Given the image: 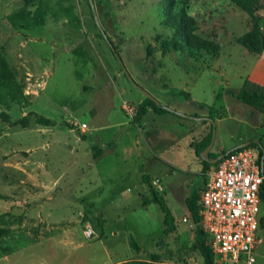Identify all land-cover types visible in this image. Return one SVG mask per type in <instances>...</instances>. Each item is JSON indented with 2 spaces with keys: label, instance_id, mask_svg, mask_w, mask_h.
<instances>
[{
  "label": "rangeland",
  "instance_id": "1",
  "mask_svg": "<svg viewBox=\"0 0 264 264\" xmlns=\"http://www.w3.org/2000/svg\"><path fill=\"white\" fill-rule=\"evenodd\" d=\"M175 1V14L186 3L193 20L192 43L219 46L217 55L186 44L163 52L175 35L165 0H0V46L26 96L0 108V229L9 230L0 264H144L152 255L160 257L154 264H202L194 232L175 223L164 234L153 191L182 219L185 199L204 184L208 147L196 151L213 135V155L243 137L262 142L264 104L244 105L235 92L247 71L250 51L239 40L252 31L250 16L231 0ZM257 8L264 32V0ZM122 65L161 103L196 119L154 116ZM101 149L104 174L90 186L87 163ZM259 218L264 240V201ZM255 253L264 264V244Z\"/></svg>",
  "mask_w": 264,
  "mask_h": 264
},
{
  "label": "built area",
  "instance_id": "2",
  "mask_svg": "<svg viewBox=\"0 0 264 264\" xmlns=\"http://www.w3.org/2000/svg\"><path fill=\"white\" fill-rule=\"evenodd\" d=\"M128 112L133 108L124 105ZM88 126L79 125L83 132ZM264 124L262 142L236 149L212 164L201 190L199 213L215 264H256L264 186ZM160 183V180H156Z\"/></svg>",
  "mask_w": 264,
  "mask_h": 264
},
{
  "label": "trees",
  "instance_id": "3",
  "mask_svg": "<svg viewBox=\"0 0 264 264\" xmlns=\"http://www.w3.org/2000/svg\"><path fill=\"white\" fill-rule=\"evenodd\" d=\"M35 1V0H32ZM31 0H25L26 4H30ZM241 11L248 14L252 22V31L240 38L239 42L242 46L249 49L250 52L254 54H261L264 51V32L262 31L259 23V18L257 16V5L260 0H231ZM175 0H165V11L169 17L168 26L175 29V35L172 40H164L162 42L163 52H168L169 50H183L186 45H190L192 49L202 50L205 49L207 53L212 55H217L220 51L219 46L210 44L209 42L201 41L200 44H193V39H199L193 34V31L190 29L191 23L193 22L191 16L187 12L186 3L177 10ZM152 48L148 46V55L150 54ZM179 94L186 97L187 100H190V94L185 91H178ZM237 99L244 104L253 106L255 108H260L264 104V89L262 88H249L244 87L240 89L237 93ZM26 100L24 93V88L22 84L17 79L14 69L11 67L9 62L6 60L2 53V48L0 46V108H9L14 104L22 103ZM147 103L151 106H154V109L157 112L162 113H172L169 112L164 104L157 105L151 99L147 98ZM146 110L142 107L141 110L137 111L139 116L145 115ZM26 119V118H25ZM24 121H27L24 120ZM26 127L27 122H23ZM38 123L42 126H53L54 122L47 118L38 119ZM211 139L205 141L202 145L201 151H197L199 156L210 144ZM243 149V148H240ZM225 153V152H223ZM213 155V154H209ZM217 156V154L213 155ZM205 170H208L212 164H209L206 159L204 160ZM154 203L159 205L161 211L164 214V225L165 230L164 234L168 235L169 233L175 230L174 218L173 215L166 203V201L159 196V194L154 190L153 191ZM262 199L264 201V186L262 188ZM199 201L200 195L198 192L193 193L186 200L187 208L190 212L193 223L195 224L194 229V240L192 243L191 250L194 253H197L199 258L202 259V264H215V257L209 246L207 245L206 235L201 227V217L199 213ZM9 235L8 229H0V238L6 237ZM131 246L134 250L140 252L138 244L132 239ZM160 259L157 255H152L150 262H145L144 264H154Z\"/></svg>",
  "mask_w": 264,
  "mask_h": 264
},
{
  "label": "crops",
  "instance_id": "4",
  "mask_svg": "<svg viewBox=\"0 0 264 264\" xmlns=\"http://www.w3.org/2000/svg\"><path fill=\"white\" fill-rule=\"evenodd\" d=\"M244 59L246 60V62H247V71H246V73H245V75H243V76H240V80H241V83H242V85H241V87H239L235 92H237L238 93V91L240 90V89H242V88H244V87H249V88H262V89H264V51L261 53V54H254V53H250V52H248L247 50H246V54L244 55ZM181 91V90H180ZM237 93H236V97H237ZM241 102V101H240ZM242 103V102H241ZM164 104V103H163ZM242 104H244V103H242ZM165 105V104H164ZM244 105H246V104H244ZM166 106V105H165ZM251 114H252V112H250ZM164 114H172V113H162V112H157L155 109H154V116H156V117H159V116H161V115H164ZM174 115V117L176 116L178 119H180V117H178L177 115H175V114H173ZM263 124H264V122H263ZM87 130H88V128H87ZM246 140V138H241L240 139V143H237L236 145H234V146H232V147H229V149H226L225 147H220V149H221V151H218V153L217 154H223V152H227L228 150H231V149H234V148H236V147H238V146H240V145H242V144H244V143H246V142H249V141H245ZM249 140V139H248ZM250 141H253V140H250ZM253 143H257L256 141H253ZM65 146V145H64ZM130 146V145H129ZM132 148V147H131ZM137 148V147H136ZM73 149V151L71 152V155L74 157V160H76V159H78V157H79V151L78 152H76L75 150H74V148H72ZM105 150L104 149H101L100 150V152L96 155L97 157H94V159H93V161L92 162H89V163H87V165H88V170H90V171H92V172H94V174H95V178L94 177H89V179H88V181H89V184H90V186H94V184H95V181L97 180V179H101V177H102V174H104V171H102V169L100 168V165L103 163L102 161L103 160H105L106 159V157H105ZM197 152V151H196ZM197 154V153H196ZM219 155V156H220ZM198 156V155H197ZM207 161V160H206ZM208 162V161H207ZM209 163V162H208ZM209 164H212V162L211 163H209ZM200 165H201V172H200V176L201 177H203L204 178V184H203V186L202 187H200L197 191H194V192H192L191 193V195L193 194V193H195V192H198L199 193V195H200V193H201V190L205 187V185H206V183L208 182V180H209V177H208V173H209V170L211 169V166H210V168L208 169V170H205V165H204V161H203V164L202 163H200ZM60 178H61V176H60ZM97 178V179H96ZM61 179H63V177L61 178ZM60 179V180H61ZM91 180H93V181H91ZM159 180V179H158ZM158 184V183H157ZM156 184V185H157ZM159 185V184H158ZM157 185V186H158ZM157 189V188H156ZM158 190V189H157ZM160 190H161V188H160ZM159 191V190H158ZM99 195H100V193H99ZM190 195V196H191ZM189 196V197H190ZM188 198V197H187ZM187 198L185 199V204H186V200H187ZM166 200V199H165ZM99 201H100V197L99 198H95V199H93L92 201H90V203H92L93 205L96 203H99ZM166 202H168V201H166ZM167 205H168V207H169V209H170V211H171V213H172V215H173V218H174V225H175V223H176V228H177V230H182V229H185V230H188V231H190L191 233L192 232H194V229H195V224L193 223V224H190V225H188V226H186L184 223H186V222H188L189 221V219H188V215H190V212H189V210H188V208H187V205H186V212H188V213H185L184 214V216H183V218L182 219H180V218H177L176 217V215H175V210L172 208V206L169 204V203H167ZM163 213V212H162ZM163 216H164V214H163ZM190 217H191V215H190ZM260 219V218H259ZM261 221V220H260ZM175 228V229H176ZM259 235H260V233H259ZM194 236V235H193ZM261 236V235H260ZM261 238H262V236H261ZM263 239V238H262ZM263 244H264V240H263ZM263 244H261V245H263ZM261 245H259L258 247H260ZM257 247V248H258ZM256 248V249H257ZM255 252H256V250H255ZM255 256H256V253H255ZM200 259V258H199ZM256 264H257V258H256Z\"/></svg>",
  "mask_w": 264,
  "mask_h": 264
},
{
  "label": "water",
  "instance_id": "5",
  "mask_svg": "<svg viewBox=\"0 0 264 264\" xmlns=\"http://www.w3.org/2000/svg\"><path fill=\"white\" fill-rule=\"evenodd\" d=\"M90 1V4L92 5V7H93V0H89ZM93 11H94V14H95V9L93 8ZM104 36L106 37V35L104 34ZM106 39L108 40V42H109V44H110V46H111V48H112V50H113V52H114V54L116 55V57L118 58V60L121 62V64H122V61H121V59H120V56H119V53L117 52V49L114 47V45L112 44V42L106 37ZM122 68H123V71H124V73L128 76V78H129V80L132 82V84L136 87V88H138L147 98H149V99H151L153 102H155L157 105H162L163 103H161L158 99H156L152 94H150L148 91H146L145 89H143L142 87H140V86H138L132 79H131V77L127 74V71H126V69L124 68V66L122 65ZM169 112H172V113H174V114H177V115H179V116H181V117H184V118H187V119H196L195 117H190V116H187V115H185V114H182V113H180V112H178V111H176V110H173V109H170V108H168V107H165ZM201 119H203V120H207L206 118H201ZM253 144V141H249V142H246V143H244V144H242V145H240V146H238V147H236V148H234V149H231V150H228L227 152H225V153H223V154H221L216 160H214V161H212V164H215V163H217V162H219L221 159H223L225 156H227L228 154H230L231 152H233L234 150H236V149H240V148H244V147H248V146H250V145H252ZM213 145H214V135H213V139H212V141H211V143H210V145L208 146V148H207V150H206V152H205V154H204V156H206V157H208L209 156V152L211 151V149L213 148ZM264 164V156H263V158H262V165Z\"/></svg>",
  "mask_w": 264,
  "mask_h": 264
},
{
  "label": "flooded vegetation",
  "instance_id": "6",
  "mask_svg": "<svg viewBox=\"0 0 264 264\" xmlns=\"http://www.w3.org/2000/svg\"><path fill=\"white\" fill-rule=\"evenodd\" d=\"M220 154H217V156L209 155L208 158L206 159L209 163L212 161L216 160L219 157Z\"/></svg>",
  "mask_w": 264,
  "mask_h": 264
}]
</instances>
